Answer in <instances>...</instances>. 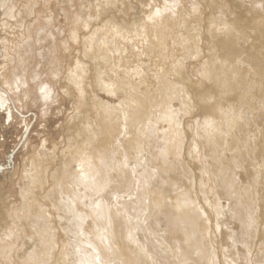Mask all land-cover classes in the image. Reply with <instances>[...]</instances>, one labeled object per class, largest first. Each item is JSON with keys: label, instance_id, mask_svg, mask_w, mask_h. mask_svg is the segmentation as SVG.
I'll return each instance as SVG.
<instances>
[{"label": "bare ground", "instance_id": "6f19581e", "mask_svg": "<svg viewBox=\"0 0 264 264\" xmlns=\"http://www.w3.org/2000/svg\"><path fill=\"white\" fill-rule=\"evenodd\" d=\"M118 1L120 2V0ZM156 1L159 0H152L151 2L156 4ZM160 2L161 6L159 8L154 7L156 10L153 9L154 11L150 14L153 20L150 21L148 19L150 16H148L144 22L142 21V24H135V22H133V24L130 23L127 25H125L127 20L120 15V7L122 4L120 7H116L118 5H115L116 1L112 2V8L114 10L116 9L119 13L115 14L114 12V22H110L108 21L109 19L106 18L105 12V10L110 7V2L105 1L101 5L99 3L98 6H100V10L95 13H90L85 20L84 18H78V20H81L80 29L72 28L69 33L70 37L61 41L63 49H67L71 46V44H68L69 41L80 45V49L78 50L79 55L74 56L63 71L65 75L63 79H65L67 86H61L64 95H69L68 97L70 98V100L69 98L66 100V104L71 102L72 97L70 95L75 92V113L64 125L65 143L61 147L56 148V145H53V147L56 148L53 149L51 148L52 145L48 144L47 146V140L44 139L41 142V147L39 146V148L33 150L35 154L31 157V163L29 162V164H26V161L30 160L29 156L23 159L22 162L19 161L20 165L18 170L22 183L19 193L20 204L16 208L10 210L7 218L12 224L10 227H6L4 232L0 234V257L4 258L9 264H48V261L52 259L54 246L60 247L59 250L62 248L61 245L59 246V242H57L58 238H60L57 229H63L66 233L72 230L67 232L66 228L69 227L68 223L63 224V221V226H61V221L59 222L56 218V214L58 217H61L62 214L64 215L66 213L64 207L69 209L68 204H61L60 199L62 198H60L61 192L59 191L62 187L68 189L69 192H81L80 194L84 195L88 202L87 205H89V202H93L89 201L88 198L92 197L91 195L99 189V187L97 188L96 186H104L106 180L112 182L114 180L116 182L117 179L115 178H119L120 174H125V176H127L129 172L133 173L136 171L131 170L133 169L131 160L139 164V167L141 165L146 166L147 163H145V161H155V163H159V166L165 167V164H167L166 162L170 160L168 158L169 160L166 161L168 157L167 150L169 148L179 149L178 146H181L182 142L183 145H185V142L182 140L184 138L183 134L185 133V139L191 136L186 134L185 129L190 127L192 123H194L195 132H198L199 129L203 131L199 134L194 133L196 137H199L201 140V145H199V147H202V149L204 148V150H202L203 154H206L204 152L207 151V153L210 154L208 158L213 160L212 162H216V156H221L223 151L224 155L225 152L228 154V148L230 153L234 150L237 151L233 154L231 153V156L228 155L229 157L224 158L226 159L224 160L225 162L221 161L226 163L228 160V164L226 163L225 166L223 165L224 168H229L230 165L231 169L232 167L240 169L238 166L241 163L242 166L245 165V167L242 168V170L245 169V171H243V173L245 172L244 175H239L240 187L233 184L229 189L226 188L229 192L225 191V188H223L224 190L220 189V192L222 191L220 197L225 198L226 196L228 200L232 197L231 195H234L232 202L238 203V210L241 212L247 207L242 206L240 204L241 200L236 199L241 195H238V193L242 191L246 193L250 190L253 191L252 186L256 185L259 178L264 181V113H261V111L260 113H256L254 109L257 101L264 105V0H160ZM1 10L2 15L3 11L5 13L4 17L12 18L14 11L12 0H0V11ZM28 12L29 9L23 14L27 15ZM157 12H159L158 16L156 15ZM96 17L99 18L98 25H93V19ZM128 17L129 16L126 15V18ZM48 25L50 24L48 23ZM40 30L34 32L29 30L27 35L34 34L35 37H39L40 33L38 32ZM83 30H86V32L83 33ZM49 37L55 41V32L50 30ZM29 38L30 37H27L26 39L28 40ZM47 40H49V38H47ZM1 43L6 47L4 53L0 52V56L2 57L1 62L5 63L6 59L13 62V68L8 69L7 74H2L1 71L3 67H0V76L7 77L5 82L0 80V83H3V85L5 84L6 87L2 86L5 87L10 94L6 93L7 91L4 92V90L2 92L0 89V112L6 113L7 120L4 125L5 127H10L13 125H11L12 123L10 124L9 121H15L12 112L9 110L11 105L10 100L11 102L18 100L19 103L17 105L20 107V103L22 102L21 97L24 96V98H27L28 96V92L27 95L24 94V92L29 89V85H31V88H33L37 95L35 98L36 102L42 106V115L45 114V104L40 98L39 88L47 83H45L38 71L41 58L37 57L36 54L33 56L34 48L28 41L25 40L23 47L18 48L19 50L13 51L10 54L7 53V46H9L7 39L3 38ZM48 43H50V40ZM52 47L53 45H51V47L49 45L46 52L43 50V52L47 54L46 56L49 57L45 62L46 64H51L50 58L53 51L50 49H52ZM20 52H23V54ZM29 58L36 59V64L33 67L34 74L26 78L25 71L28 65H30ZM107 68L110 69V71H108ZM73 73H75V75H73ZM43 74H46V72ZM55 75L57 77L61 76L59 70H57ZM88 81L92 83L95 81L96 84H94V87L96 96L90 97L87 95L88 91L86 88L89 85ZM48 86L52 89L54 97H58L54 85ZM99 91L105 94H111L120 102L118 104L112 103L113 105H109L100 101L101 99L98 100L96 97L100 93ZM179 100H181L185 106L181 104L182 102L179 103ZM54 102L49 103L48 107ZM91 105L96 109L97 127H94L95 119L92 121L89 114L82 111V108L87 110ZM246 106L249 107V110L244 109ZM48 107L47 110H49ZM42 115L41 118L43 117ZM249 115L251 119H249ZM183 116H188L190 120H193L192 123L190 120L183 121ZM70 128L73 129L72 133H69ZM249 130H253V132L256 133L254 138H256V144L258 146L256 145L257 149L253 148L255 149L253 151L254 153L250 152V149L249 152L246 149L244 153L242 151L244 149L241 148V150L239 147L243 146L241 144L244 143V139L248 136L250 137ZM121 142L123 143V148L120 146ZM166 146L169 148L167 149ZM0 147H2V145H0ZM123 150L126 152V156L120 159L123 155L121 152ZM28 151L29 153L31 152L32 155L33 152L29 147ZM198 151L197 152L201 154L200 149ZM218 151H221L222 154L219 153L217 155ZM246 153H248L247 155H249V158L246 156ZM143 154H145L144 159ZM238 162H240V164H238V166L235 165ZM167 165L169 167V164ZM217 165L218 161L214 163L213 166L219 169L221 165ZM257 168L261 170L260 174ZM81 169L83 170L82 172L80 171ZM108 169H113L112 171H114V173L117 172L116 175L118 176H110L109 172L112 171H107ZM219 171L221 170L219 169ZM130 174H128V176H131L133 180V176ZM225 175H223V178ZM81 176L85 177V179L82 180ZM125 176L122 177L125 178ZM201 176H203V173ZM219 178L221 179V183L223 178ZM228 178L231 179V177ZM261 179L259 180L261 181ZM127 180L128 177L125 179V186L131 185L129 183L130 181L128 182ZM129 180H131V178ZM134 180H137V176ZM134 180L131 181V183H137V181H139V179L137 181ZM226 183L228 185L227 181ZM219 184L217 187H219ZM260 185L261 188L259 187L260 191H258L257 195L259 203L256 210H254L258 213L256 217L259 224L257 243L264 241V182H261ZM182 186H184V184L181 185V187ZM114 187L113 189H115ZM92 189L94 191L90 194ZM135 190V193L138 192L137 189ZM125 191L127 193V190ZM6 192L4 193V199L9 196ZM140 192L139 197L146 193L143 191ZM35 193H39V196H36ZM133 195L134 194H132V196ZM100 197L101 194L98 198ZM101 200L102 199H100L98 203H104L103 200L102 202ZM110 200L111 199H109L108 202ZM112 200L111 204L108 205L107 214L105 213L106 215L104 214L103 216L109 219V224L111 227L113 226L112 229H114L117 227L114 213L116 215L120 207H118L119 205L114 206L118 209H113V207L110 206L113 203ZM125 201L127 202L128 200L126 199ZM245 201L247 202V200ZM46 202H48L49 205H47ZM98 203L95 202L93 208H95ZM132 204H136L135 201L129 203L130 206H133ZM84 206H86V204ZM144 207L146 208V206ZM143 209L141 208V210ZM149 209L150 207L147 208V210ZM99 211L100 208L98 207L97 212L100 213ZM210 212H212V210ZM208 214L210 213L208 212ZM0 216V226H3L7 218L6 216ZM200 216L202 215L200 214ZM211 216H213V212ZM196 217L195 219L198 220L199 215ZM246 217L247 215L245 219H247ZM53 218L56 219L57 224H55ZM213 219L214 218H212V220ZM197 220H195V222ZM241 222L239 227L244 228V232L241 233H244L243 236L247 235V237L246 239L244 237L242 238L243 244L240 247H243V250H245L246 243L249 241L248 239H250V235H252L256 227H251L250 220H241ZM236 225L238 226V223H236ZM203 231L206 232L207 230ZM230 234L228 232L229 237L227 239L234 234V231L232 230ZM68 235L69 239L66 243L68 244V251L64 256L60 253L61 258H55V262H57V264H90L92 263L91 261H94L93 264H95L96 256L93 253L95 250L93 249L92 252L88 240H82L84 237L75 239L76 237H74V235L70 238L69 233ZM178 236L179 235H177V237ZM169 237L168 235V238ZM245 240L247 241L244 243ZM30 241L31 243L29 244ZM91 244L93 245L94 243ZM92 247L95 248L94 245ZM205 253L206 252H204V254ZM200 254H202V251L199 253V256ZM236 254L234 252L236 257H241V253ZM253 254L256 256V253L253 252ZM205 255L208 256L209 254ZM204 257H201V259ZM190 258H192V256ZM207 258L211 257L209 256ZM249 258L253 259L252 256ZM183 260L185 261L186 259ZM237 263L236 260L234 264ZM257 263L258 262H255V264ZM243 264L246 263L244 262Z\"/></svg>", "mask_w": 264, "mask_h": 264}, {"label": "rangeland", "instance_id": "374dc122", "mask_svg": "<svg viewBox=\"0 0 264 264\" xmlns=\"http://www.w3.org/2000/svg\"><path fill=\"white\" fill-rule=\"evenodd\" d=\"M105 1H109L111 4V5H109L110 7H108L105 10L106 18H108L109 19L108 21H110V22H114V20H113L114 12H115V14L119 13L116 9L114 10L112 8V6H113L112 2L116 1L115 5L118 4L116 7H120L122 4V6L120 7V10H121L120 15H122L127 20L125 25L130 24V23L133 24V22H135V24H142L144 22V20L148 16H150V14L154 10H156V9H154V7L159 8L161 6L160 0L156 1V4L152 3L151 2L152 0H136V1L135 0H120V2L118 0H12V6L14 7L12 18L4 17V14H5L4 11H3V15H2V10L0 11V13H1V15H0V52L4 53V51L6 49V47H4L1 43V40L3 38L7 39V43L9 45V46H7L8 47L7 48L8 54L12 53L13 51L19 50L18 48L23 47L25 40L28 41V43L31 44L32 47L34 48L33 56L36 54L37 57L41 58V64H40V66H38L40 69V70L38 69L39 73L41 74L45 83H47L48 85H51V86L54 85V87L56 88V92H57L56 94H58V97H55V99H54L55 102L53 104H51V106L48 107L49 110H47V114L42 115V111H43L42 106L36 102L35 98L37 97V95L35 94V91L33 90V88H31V85H29V89L24 92V94H26V95L28 92L29 97L28 96H27V98H24V96L21 97L22 102L20 103V107H18V105H17L19 103L18 100H16L15 102H11V100H10L11 105H10L9 110H10V112H12V116L15 119V121H13V120L9 121L10 124L12 123L11 125H13L10 127H5V125H4L5 121L7 120L6 113L0 112V127H1L0 128V145H2V147H0V215H2L4 217L6 216V218H7V215L10 213V210L12 208H16L20 204L19 193H20V186L22 183L20 180V176H19L20 173L18 170V167L20 165L19 161L22 162L23 159H26V157L29 156L30 160L29 161L27 160L26 164H29V162L31 163V157L35 154L33 150H36V148H39V146L41 147V142L44 139L47 140V146H48V144L52 145V147L51 146L50 147L53 149L61 147L65 143V141H64V137H65L64 125H65L66 121L69 120L70 117L75 113V110H74V108L76 107L75 92L70 95L72 97L71 102L66 104V100L69 98L68 97L69 95H67V96L64 95V93L62 92L61 86H63V87H64V85L67 86L65 79H63L65 77V75L63 74V71H64V68L67 67V65L72 61V58L74 56L79 55L78 50L80 49V45L76 44V43L74 44L73 42L69 41L68 44H71L72 47L69 46L67 49H63V45H62L61 41H64V40H66L67 37H70L69 33L71 32L72 28L77 29V28L81 27V25H80L81 20H78V18H84V20H85L90 13H95L98 10H100L99 9L100 6H98V4L100 3V5H101ZM27 2H29V3H27ZM147 7L148 8L150 7V8L148 9ZM28 9H29L28 14L27 15L23 14ZM125 13H127V14H125ZM126 15H128L129 17L126 18ZM2 20H4V21H2ZM1 22H3L4 25ZM98 22H99V18L96 17L93 19L92 24L98 25ZM48 23L50 25H48ZM127 28H129V27H127ZM40 29H42V30H40ZM29 30L31 32H34L36 30H40L38 32V33H40V36L35 37L34 34L27 35ZM50 30H52L56 34V40L55 41L53 39H50V37H49ZM82 32L84 33V32H86V30H83ZM25 37L26 38L30 37V38L27 40ZM47 38H49L50 43H48L49 40H47ZM49 45H50V47H51V45H53L52 49H50L51 51H53V53L51 54V58H50L51 64L50 63L46 64L45 62L48 60L49 57L46 56L47 54H45L43 52V50L46 52V49L48 48ZM20 53L23 54V52H20ZM28 60L30 62V65H28V68L25 71V77L26 78L28 76H32L34 74L33 73V67L36 64L35 63L36 59L29 58ZM1 61H2V57L0 56V67L1 66L3 67V70L1 72H2V74H7L8 69L13 68L12 67L13 62H10L7 59H6L5 63H2ZM8 63H10V64H8ZM166 63H168V62H166ZM57 70H59V72L61 73L60 77H57L55 75ZM107 70L110 71V69H108V68H107ZM45 72H46V74H43ZM50 73H51V75H50ZM50 79H52L54 82ZM0 80L2 82H5L7 80V77L6 76H4V77L0 76ZM88 84L89 85L86 88L88 91L87 95L90 97L96 96L95 87H94L95 86L94 84H96L95 81L93 83L89 82ZM2 85H3V83H0V89L2 90V92H3V90H4V92H6L7 90L5 89V87H6L5 84L3 85L5 87H3ZM96 87H97V85H96ZM99 92L100 93L97 95L96 98L98 100L101 99L100 101H102V102H105L109 105L118 104L120 102V101H117V99L114 96H112L111 94H107V93L105 94L102 91H99ZM6 93L9 94L8 91ZM64 97H66V98H64ZM69 100H70V98H69ZM180 102H182V101L179 100V103ZM258 102L259 101H257L255 103L256 105L254 104L255 106L253 105L255 107L254 109L256 110L255 112L260 113V111H261V113H264V105L261 104L260 102L259 103ZM25 104H26V106H25ZM181 104H183L185 106V104L183 102ZM258 104H260V105H258ZM16 105H17V108H16ZM90 107H88L87 110L82 108V111L87 112V114H89V117L92 121H94V119H95L94 127H97L98 124H97V117H96V109H94L95 107L93 105H91ZM244 109L249 110V107L246 106ZM41 115L43 116L42 118H41ZM188 116H183L184 118L182 117L183 118L182 120L183 121L190 120V118H189L190 116L189 117ZM186 118H188V119H186ZM249 119H251L250 115H249ZM20 120H22V121H20ZM192 121L193 120H190L191 123H192ZM193 125H194V123H192L190 125V127H188V128L185 127L187 129V130L185 129L186 134L191 135L187 139H185V133L183 134L184 138L182 140L185 142V145H183V142H182L181 146H178L179 149L178 148L171 149L169 147H168L169 148L168 149L166 146V148L168 149L167 150L168 151L167 152L168 157L166 158V161H168L170 159L169 161H170L171 165H170L169 161L168 162L165 161V162L167 164H169V167L167 164H165V167L161 166V165L159 166V163H155L154 160H152L154 162H146L145 161V163H147L146 166L141 165L139 167V164H136V162L134 160H131V163L133 166V169H131V170L132 171L136 170V171H134L133 173L129 172L128 174L131 173L130 175L133 176V180L136 179V176H137V180L139 179V181L134 180V181H137V183L136 182L131 183V181H133V180H132L131 176H128V174H127V176H125V174L124 175L120 174L119 178H117L116 177V176H118V175H116L117 172L114 173V171H112L113 169H110V170L108 169L107 171H112V172H109L110 176L113 175V177H116L115 179H117V181L119 179L118 183H117V181L115 182L114 180H113V182L106 180V183H105L106 188L101 193L100 198H98L100 194L98 195L97 191H95L93 193L94 190L92 189V192H90V194L93 193L91 195L92 197H89L90 199L88 198V200L93 202V203L89 202V205H87L88 202H87V199L84 197V195L80 194L81 192L80 193H78V192L75 193L74 191L69 192L68 189H66L64 187L61 188V190L59 191V192H61V197L60 196L59 197L62 198V199H60L61 204H64V205L68 204L69 209H66L64 207V211H66V213L64 215L62 214L61 217H58V215L56 214L57 217L56 216L55 217L57 218V220H59V222L61 221L60 222L61 226H63V224L68 223L69 227L66 228L67 232L72 229L71 230L72 232L71 231L68 232L70 234V238L74 235V237H76L75 239H77V238L80 239L81 237H84L82 240H88V243H90V249L92 250V252H93V249L95 250L93 252L94 255L96 256L95 257V264H97V257L99 258V261L101 262V264H190V263L191 264H194V263L195 264H211V263L212 264H225V263L226 264H234V262H236V260L238 262L237 264H241V263L243 264L244 262L246 264L248 262L250 264H255V262H258L257 264H264V241H262V242L260 241V243H257L258 241H256L257 240V232L259 230V224L257 222L258 220L256 219V217L258 216V213H257V211H254L258 207V203H259V201H258L259 198L257 197V195H258V191H260L259 187L261 188L260 183L261 182L263 183L264 181H262V179L259 178V179H261V181L258 179L257 180L258 184L256 183V185H255L256 187L252 186L253 191L250 190L247 193L242 191L243 194L246 193L245 195H243L242 192L238 193V195L239 194H241V195H239L240 197L238 196L236 199L241 200L240 204L244 207H247V208H245L247 211L245 209H243L241 212H239L238 205H237L238 203L234 202L235 203L234 204L232 202L234 199V197H233L234 195H231L232 197L229 198L228 200H227L226 196H225V198H222V197H220L221 193H222V191L220 192V189L224 190L223 188H225V191L229 192V190H227V189H229V187L232 186L233 184L238 185L240 187V179L239 178H240V176H243L245 173V172L243 173V171H245V169L242 170V168L245 167V165L242 166V163L240 164V162L235 164L237 166H238V164H240L242 167L240 165L238 167L241 170L238 169L237 167H232V169H231L230 165H229V168L227 167L230 171L226 167L224 168V166L228 162V160L226 163H223L221 161L226 160L224 158L231 156V153L233 154L235 151H237V150H234L230 153L228 151L229 149L226 146L228 154H226V152H225V155H226L225 156L224 151L222 152L223 154L221 153V151H218L217 155L219 153L222 154L221 155L222 158H221V156H219V157L216 156L217 158H215V160L218 161V165H221V167L219 166V169L221 171H219V169L216 168V166H213L214 163H216L217 161L212 162L213 160H210V158H208V156L210 154L207 153V151L204 152L206 154H203L202 150H204V148L202 149V147H199V145H201V143H200L201 140L199 139V137H196L195 133L199 134V133H202L203 131L202 130L200 131V129L198 128L199 129L198 132H195ZM72 132H73V129L70 128L69 133H72ZM257 133H259V132H257ZM249 134H250V137L248 136L246 139H244V143L242 142L243 144H241V145H243V146H239L240 149L241 148L244 149V150L241 149L244 153H245L246 149L248 150V152H249V149H250V152H253L255 149H257V146H258L256 144V138H254L256 133L253 132V130H249ZM4 144H5V146H4ZM244 144H246V145H244ZM53 145H56V148L53 147ZM122 145H123V143L121 142L120 146L123 148ZM27 146L33 152L32 155H31V152L29 153ZM197 147H199V148H197ZM196 148L198 150L200 149L201 154L198 153L199 151ZM253 148H255V149H253ZM219 149H221V148H219ZM121 152L123 153V155L121 154L122 156L120 157V159H122L123 156L125 158L126 152H124V150ZM195 152L197 153V156H196ZM136 154H139V153H136ZM247 154L248 153H246V156L249 158V155H247ZM129 155H131V154H129ZM198 155H200V156H198ZM131 156H133V155H131ZM144 156H145V154H143V159L145 158ZM203 157H204V159H203ZM218 158L222 164L219 162ZM208 159H209V161H208ZM202 161H203V163H202ZM200 164L202 165V167ZM222 166H223V169H222ZM200 167H201V169H200ZM191 168H193V169H191ZM164 171H167V172H164ZM213 171H215V172H213ZM216 171H217V174H216ZM257 171L260 174L261 170L257 168ZM218 172H220V173H218ZM182 173H184V174H182ZM202 173H203V176H201ZM134 174H135V176H134ZM222 174L223 175L226 174L224 176L225 179L223 178ZM227 174H228V177H231L232 180L227 177ZM101 175H103V174H101ZM120 176H121V178H120ZM122 176H125V178ZM196 176L197 177L200 176V177L197 178ZM126 177H128L127 181L128 182L130 181L129 183L131 185H129V186H127V185L125 186ZM129 177L131 178V180H129L130 179ZM219 177L223 178L221 183H220L221 179ZM232 177H234V178H232ZM154 179H156V180H154ZM199 179H201V180H199ZM233 179H235L236 181ZM226 181L228 182V185H227ZM119 182H120V184H119ZM138 182H139V185H138ZM182 183L184 184V186L181 187V185H183ZM217 183L218 184L220 183L219 187H217L218 186ZM132 184H134V185H132ZM178 186H180V187H178ZM96 187L101 188V186H96ZM113 187L115 189H113ZM127 187H130V188L132 187V188L130 189ZM138 187H140V188H138ZM135 189H137V191L139 193L138 192L135 193V191H136ZM139 189H141V190H139ZM107 190H108V192H107ZM125 190H127V193ZM218 190H219V192H218ZM133 191H134V193H133ZM140 191H143L144 193L145 192L146 193L143 194L141 197H139V194L141 193ZM216 191H217V193H216ZM5 192L9 194V196L6 199H4V193ZM129 194H131V195H129ZM132 194H134L135 196L134 195L132 196ZM35 195L39 196V193H35ZM123 195H125V196H123ZM121 196H122V198H121ZM241 196H244V197H241ZM245 196H246V198H245ZM202 197L205 199H203ZM107 198H108V200L113 199L112 201L114 204L112 203V205H110L111 207H113V209H115V210L118 209L117 207L115 208L114 206L119 205L118 207H120V209H118L117 214L115 215V213H114V216H116L115 217L116 220L115 219L114 220L116 221V226H117L114 228L115 230L112 229L113 226L112 227L110 226L109 221H108L109 219L107 217L105 218V216H103L105 213L107 214L108 205L111 204V200L109 201L110 202L109 203ZM125 198L128 200L127 202L125 201L126 200ZM179 198H180V200H179ZM100 199H102L104 203H98V201L100 202ZM242 199H244V200H242ZM102 200H101V202H102ZM245 200H247V202ZM132 201H135L136 204H132L133 206H130L129 203H131ZM95 202L98 203V205H96L95 208H93V206L95 205ZM46 204L49 205L48 202H46ZM85 204H86V206H84ZM100 204H101V206H100ZM104 204L107 208L104 206ZM123 204H125L127 206H125ZM123 206L126 208V210ZM144 206H146V208ZM194 206H195V208H194ZM96 207H97V209H96ZM98 207L100 208V211H99L100 213L97 212ZM127 207H128V209H127ZM138 207H139V210H138ZM148 207H150V209H152V210H150V209L147 210ZM141 208L142 209L144 208V209L141 210ZM220 208H222V209H220ZM88 209H90V210H88ZM211 210L213 212V216H211L212 215V212H210ZM94 212H97V213H94ZM199 212L202 216H200ZM208 212L210 214H208ZM245 214L247 215V217H246L247 219H245V216H246ZM198 215H199V219H200V220L198 219L199 221L197 219H195V217ZM191 216H193V217H191ZM196 218H198V217H196ZM212 218H214V219L212 220ZM195 220H197L196 221L197 224H196ZM241 220L242 221L243 220H246V221L250 220L251 227L252 228L256 227V228H254L255 230H254V232H252V235H250L251 240L248 239L249 241H247V240L244 241V243L247 241L246 246H245L246 247L245 250H243L244 249L243 247H240L243 244L242 238L244 237L246 239V237H247V235L243 236L244 233L243 234L241 233V232H244V228L241 227L242 228V230H241V228L239 227L240 224L242 223ZM53 221L55 222V224H57L56 219L53 218ZM63 221H64V223H63ZM8 222H9V220L7 218L4 221L3 226L2 225H1L2 227L0 226V234H2L4 232L6 227L11 226L12 223L11 222L8 223ZM203 222H204V224H203ZM207 222H209L210 224ZM219 222H221V223H219ZM198 223H199V225H198ZM201 223L203 224V227H202ZM213 223H214V225H213ZM236 223H238V226L236 225ZM175 224L178 226V228ZM106 230H107V232H106ZM203 230H205V231L207 230V231L204 232ZM232 230L234 231V234H232V236H231L232 238L230 237L229 239H227L229 237L228 232L230 234V232H232ZM57 231H58V235L60 237V238H58L57 242H59V246L61 245L62 248L60 249L61 250L60 251L59 250L60 247L54 246L53 256H52V259L48 261V264H57V262H55V258H61V254L64 256L66 254V252L68 251V248H67L68 244H66L68 239H69L68 233H66V231L63 229L60 230V228L57 229ZM188 231L189 232L191 231L190 234ZM187 232H188V235H187ZM221 233H223V234H221ZM168 235L170 236L169 238H168ZM177 235H179V236L177 237ZM85 238H87V239H85ZM214 238H215V240H214ZM102 240H103V242H102ZM30 243H31V241L29 242V244ZM91 243H94L93 245L95 248L92 247L93 245ZM95 245H97V246H95ZM230 245L233 247H231ZM234 245H235V247H234ZM247 246L250 248H248ZM172 247L173 248L175 247L174 248L175 251L173 250ZM228 247H229V249H228ZM217 248H219V249H217ZM103 249H105V250H103ZM199 249H201V250H199ZM226 249H227V252H226ZM187 250H188V252H187ZM201 251H202V254H200V256H199V253ZM245 251H247V252H245ZM252 251L254 253H256V256H254L255 254H253ZM193 252H194V254H193ZM204 252H206L205 254H209V255L208 256L205 255ZM234 252H235V254L241 253L240 254L241 257H236L237 254L234 255ZM57 253H59V254H57ZM221 253H222V256H221ZM216 254H218V255H216ZM191 256H192V258H190ZM204 256H206V257H204ZM209 256L211 258H207ZM216 256H217V258H216ZM251 256L253 257V259L249 258ZM181 257H183V258H181ZM201 257H204L205 259L204 258L201 259ZM219 257L221 258V260ZM238 258H239V260H238ZM183 259H186L188 261H186V260L184 261ZM242 260H245V261H242ZM249 260H251V261H249ZM210 261H211V263H210ZM91 262L92 263H90V264L94 263V261H91ZM0 264H9V263L4 258L0 257Z\"/></svg>", "mask_w": 264, "mask_h": 264}, {"label": "snow or ice", "instance_id": "6c2138e0", "mask_svg": "<svg viewBox=\"0 0 264 264\" xmlns=\"http://www.w3.org/2000/svg\"><path fill=\"white\" fill-rule=\"evenodd\" d=\"M156 15L158 16L159 12H157ZM148 19L151 21V20H153V17L150 16ZM73 75H75V73H73ZM39 93H40V98L44 101L45 114H46L48 104L51 102H54L55 97H54V94L52 92V89L47 84H44L42 87L39 88ZM80 171L82 172L83 170L81 169ZM81 179L83 180V179H85V177L81 176ZM105 188H106V185L97 189L98 195L101 194L105 190ZM97 264H101V262L99 261V258H97Z\"/></svg>", "mask_w": 264, "mask_h": 264}]
</instances>
